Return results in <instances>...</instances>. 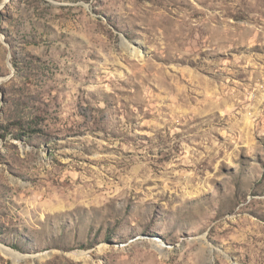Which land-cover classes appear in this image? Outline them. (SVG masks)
Segmentation results:
<instances>
[{
	"label": "rangeland",
	"instance_id": "rangeland-1",
	"mask_svg": "<svg viewBox=\"0 0 264 264\" xmlns=\"http://www.w3.org/2000/svg\"><path fill=\"white\" fill-rule=\"evenodd\" d=\"M0 264H264V0H0Z\"/></svg>",
	"mask_w": 264,
	"mask_h": 264
}]
</instances>
